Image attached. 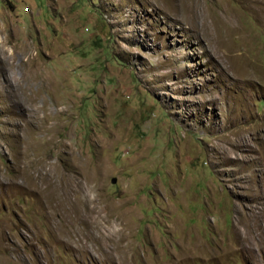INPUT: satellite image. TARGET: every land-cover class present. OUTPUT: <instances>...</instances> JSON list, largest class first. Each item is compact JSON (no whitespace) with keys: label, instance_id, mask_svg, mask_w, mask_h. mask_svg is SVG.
Listing matches in <instances>:
<instances>
[{"label":"rangeland","instance_id":"obj_1","mask_svg":"<svg viewBox=\"0 0 264 264\" xmlns=\"http://www.w3.org/2000/svg\"><path fill=\"white\" fill-rule=\"evenodd\" d=\"M0 264H264V0H0Z\"/></svg>","mask_w":264,"mask_h":264},{"label":"water","instance_id":"obj_2","mask_svg":"<svg viewBox=\"0 0 264 264\" xmlns=\"http://www.w3.org/2000/svg\"><path fill=\"white\" fill-rule=\"evenodd\" d=\"M114 180V179H113Z\"/></svg>","mask_w":264,"mask_h":264}]
</instances>
